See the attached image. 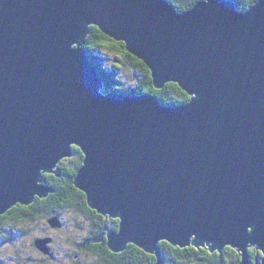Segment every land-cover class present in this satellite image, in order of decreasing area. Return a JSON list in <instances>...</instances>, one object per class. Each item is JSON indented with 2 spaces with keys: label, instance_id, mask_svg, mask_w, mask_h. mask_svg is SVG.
Returning <instances> with one entry per match:
<instances>
[{
  "label": "water",
  "instance_id": "obj_1",
  "mask_svg": "<svg viewBox=\"0 0 264 264\" xmlns=\"http://www.w3.org/2000/svg\"><path fill=\"white\" fill-rule=\"evenodd\" d=\"M0 0V215L54 188L44 174L83 154L75 186L118 219L107 246L132 243L162 264L160 241L264 264V0ZM122 41L160 89L108 92L84 49L90 26ZM60 228L57 216L49 219ZM104 231L97 241L104 239ZM51 238L35 239L48 253Z\"/></svg>",
  "mask_w": 264,
  "mask_h": 264
},
{
  "label": "trees",
  "instance_id": "obj_2",
  "mask_svg": "<svg viewBox=\"0 0 264 264\" xmlns=\"http://www.w3.org/2000/svg\"><path fill=\"white\" fill-rule=\"evenodd\" d=\"M196 1L198 0H170L179 12L188 10ZM234 1L241 11H246L256 2V0ZM84 49L104 82L102 90L105 93L145 92L158 97L162 104L173 106L186 103L190 99V96L173 82L166 83L160 89L155 88L147 66L126 50L124 42L108 37L96 26H90ZM106 62H110L112 67L108 68L109 64ZM124 67L141 72L142 79L128 85L124 84L118 80L116 74V70ZM73 149L72 157L61 161L56 167L57 174L43 175L44 182L51 185L54 192L46 197H36L34 202L27 206L16 204L0 215V242L6 243L12 235H15L14 231H18L20 236H26L39 229L40 232H46L49 218L57 216L63 224V216L71 215L75 220L72 223L73 228H77L80 232L79 239L75 236L74 228L72 240L67 238L66 245L69 249L66 248L62 256H54L58 262H64L62 257L75 255L74 264H154L156 257L153 254L145 252L132 243H128L123 251L116 253L109 249L106 240L97 241L100 233L104 231V225H109L114 230L118 229V219L103 216L90 208L85 193L75 186L74 179L82 165L83 154L79 148L74 146ZM53 232L47 234L55 236ZM104 237L106 239L105 232ZM52 245H55V237ZM159 247L164 264H239L241 260L240 253L231 246H225L221 252L213 253L205 246L180 248L165 241H160ZM67 250H72L71 255ZM57 251L59 254L60 250ZM260 255L261 253L254 247L248 248V257L252 264L255 263L254 257L259 258ZM81 258L84 263L81 262Z\"/></svg>",
  "mask_w": 264,
  "mask_h": 264
},
{
  "label": "rangeland",
  "instance_id": "obj_3",
  "mask_svg": "<svg viewBox=\"0 0 264 264\" xmlns=\"http://www.w3.org/2000/svg\"><path fill=\"white\" fill-rule=\"evenodd\" d=\"M167 1L170 2V0H167ZM250 7L246 11L250 10ZM106 63L109 64L108 68L112 67L110 62H106ZM116 74L118 76V80H121V82H123L126 85L135 83L139 81L140 79H142V73L139 71L131 70L130 67H124L120 70H116ZM74 221L75 220H73L71 215H64L63 221H62L63 224L61 225L60 228H57L55 230H53V227L49 225L48 228L46 226V230H45L46 232H40V229H39V230H35L31 232L30 234L26 236H19V232L14 231L13 233L15 235H12L9 238V240L6 241V243L0 242V264H56V263L57 264H74L73 259L75 258V255L74 256L71 255L72 250L71 251L67 250V252L69 253V255H71V257L69 256L65 258L62 257L63 259L62 261H64L63 263L58 262L56 259H54V256H62L63 254H65L66 248L69 249V246L66 245V243L68 241L67 238H71L72 240V237L74 234L73 230L75 228V227L73 228L72 223ZM48 224H49V220H48ZM53 231H56L54 234L55 235V245L51 246V249L49 250L48 253H44L42 250L34 246L35 239L40 238L38 236L51 235L47 233L53 232ZM79 235H80V232L78 231L77 228H75V236H78V239H79ZM173 246L180 247L179 245H173ZM189 246L196 248L191 243ZM35 247L38 249V251L34 249ZM180 248H183V247H180ZM57 249L60 250L59 254H58ZM80 260L82 263H84L82 258Z\"/></svg>",
  "mask_w": 264,
  "mask_h": 264
},
{
  "label": "flooded vegetation",
  "instance_id": "obj_4",
  "mask_svg": "<svg viewBox=\"0 0 264 264\" xmlns=\"http://www.w3.org/2000/svg\"><path fill=\"white\" fill-rule=\"evenodd\" d=\"M72 157V156H71ZM71 157H69V158H71ZM69 158H65V159H63L62 161H65V160H67V159H69ZM60 174H58V176H59ZM60 177V176H59ZM116 219V218H115ZM106 226H108V228H110V229H112L111 227H109V225H106ZM53 230H55V229H53ZM105 233H106V230L104 231ZM53 233H55V231L53 232ZM20 236V235H19ZM38 237H44V236H38ZM54 237L55 236H50V238H51V242H50V244H49V248L51 249V246H52V243H53V241H54ZM103 240H106L105 239V237H104V239ZM102 240V241H103ZM34 242V241H33ZM35 246V245H34ZM36 251H38V249L35 247L34 248ZM53 257V256H52Z\"/></svg>",
  "mask_w": 264,
  "mask_h": 264
},
{
  "label": "bare ground",
  "instance_id": "obj_5",
  "mask_svg": "<svg viewBox=\"0 0 264 264\" xmlns=\"http://www.w3.org/2000/svg\"><path fill=\"white\" fill-rule=\"evenodd\" d=\"M257 1V0H256ZM169 3H171V2H169ZM236 3V2H235ZM172 4V3H171ZM173 5V4H172ZM237 9H238V7H236ZM239 10V9H238ZM243 12H246V11H243ZM114 92V91H113ZM164 105V104H163ZM165 106H171V105H165ZM110 229V228H109ZM110 230H113V231H117V230H114V229H110ZM260 253H261V255H262V251H260V250H258ZM261 255H260V257H261ZM259 257V258H260ZM159 258H160V260L162 261V264H164L163 263V260H162V258L159 256ZM259 258H256V260H258ZM248 260H249V257H248ZM241 261V260H240ZM249 262H250V260H249ZM251 263V262H250ZM240 264V263H239ZM252 264V263H251ZM254 264V263H253Z\"/></svg>",
  "mask_w": 264,
  "mask_h": 264
}]
</instances>
